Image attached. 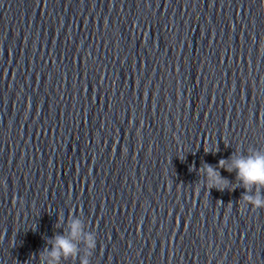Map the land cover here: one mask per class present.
<instances>
[{
	"label": "water",
	"instance_id": "obj_1",
	"mask_svg": "<svg viewBox=\"0 0 264 264\" xmlns=\"http://www.w3.org/2000/svg\"><path fill=\"white\" fill-rule=\"evenodd\" d=\"M250 149L264 0H0V264L74 219L60 264H264V208L199 174Z\"/></svg>",
	"mask_w": 264,
	"mask_h": 264
},
{
	"label": "clouds",
	"instance_id": "obj_2",
	"mask_svg": "<svg viewBox=\"0 0 264 264\" xmlns=\"http://www.w3.org/2000/svg\"><path fill=\"white\" fill-rule=\"evenodd\" d=\"M220 168L235 172L236 179L246 190L243 196L245 207L250 205L254 209L264 208V194H261V190L264 189V151L250 149L247 155H237L230 160H220L216 167L204 164L199 169V174L204 178V183L209 189L233 190L229 186V181L221 176ZM68 229V236L59 235L54 238L53 246L47 253V264H60L61 258L67 260L77 255V244L74 241L81 237L83 225L79 219H74L69 223ZM83 239L87 249H95L96 237L93 233L85 234ZM88 254L82 258L81 264H90L87 259Z\"/></svg>",
	"mask_w": 264,
	"mask_h": 264
}]
</instances>
